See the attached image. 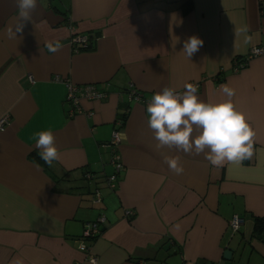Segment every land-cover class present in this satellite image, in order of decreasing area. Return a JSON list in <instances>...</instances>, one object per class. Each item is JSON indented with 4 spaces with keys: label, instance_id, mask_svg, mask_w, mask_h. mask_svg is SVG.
Instances as JSON below:
<instances>
[{
    "label": "crops",
    "instance_id": "0c3cea01",
    "mask_svg": "<svg viewBox=\"0 0 264 264\" xmlns=\"http://www.w3.org/2000/svg\"><path fill=\"white\" fill-rule=\"evenodd\" d=\"M17 18L16 0H0V264H264V241L251 234L253 216H264V54L233 67L264 45V0H37L12 39ZM67 19L90 35L89 48L71 47ZM193 35L203 45L188 58ZM56 41L62 47L49 52ZM64 78L105 96L80 97L70 114ZM186 83L210 103L227 99L223 85L234 90L256 133L251 158L217 168L206 152L156 148L147 106L127 91L182 94ZM113 128L122 166L110 188ZM47 130L60 153L51 167L30 155ZM166 156L184 171L172 172ZM99 213L97 234L79 249L83 224ZM233 213L243 217L239 235L228 226Z\"/></svg>",
    "mask_w": 264,
    "mask_h": 264
},
{
    "label": "clouds",
    "instance_id": "9594fccd",
    "mask_svg": "<svg viewBox=\"0 0 264 264\" xmlns=\"http://www.w3.org/2000/svg\"><path fill=\"white\" fill-rule=\"evenodd\" d=\"M18 11L17 22L7 30L9 38H16L25 24L32 20L37 8V0H16ZM203 45L198 36H190L183 44L188 58ZM49 52H57L62 45L59 41L48 42ZM184 92L178 93L174 88L164 87L151 97L147 105L148 126L154 133L156 148H175L184 153H205L214 167H222L227 163L238 164L253 155V140L256 135L245 115L236 110L232 97L235 92L227 84L222 92L227 99L216 103L206 102L198 98V87L193 83L184 85ZM35 144L41 151V159L51 167L60 159L55 145V137L51 130L41 131L34 135ZM207 150V151H206ZM169 169L181 174L184 169L179 157H165ZM15 264H21L19 260Z\"/></svg>",
    "mask_w": 264,
    "mask_h": 264
},
{
    "label": "built area",
    "instance_id": "2783aa9c",
    "mask_svg": "<svg viewBox=\"0 0 264 264\" xmlns=\"http://www.w3.org/2000/svg\"><path fill=\"white\" fill-rule=\"evenodd\" d=\"M66 25L69 31V37L68 42L71 45V47L74 50H78L80 48L86 47L90 43V38L87 33H82L79 31H76L75 27L73 26L72 22L70 20H66ZM258 54H264V45H253L249 48L246 56L239 61L234 60L233 61V67L234 69L243 67L247 60ZM58 75H54V79H58ZM61 78V77H60ZM65 84V99L71 104V110L69 111L70 114L74 112H78L81 110L79 106V98L85 97L88 99H95V98H101L105 96V91L102 89L97 88V86L94 83H72L69 81V79L64 78L62 79ZM178 93L179 91L176 90ZM127 95L129 98H132L136 101H140L145 106L148 105V103L151 100V97L145 98L141 95L139 91H137L134 88H129L127 91ZM7 120V117L3 115L0 117V129H2L3 123H5ZM120 139V130L119 128H113L111 131L110 139L107 142V145L111 148V158L110 163L112 165L111 172L105 175V182L108 187L114 188L117 181V174L118 171L121 168V162L119 160V155L115 150V144ZM84 175L87 178L91 177V174L88 172H85ZM101 195L99 192V189L97 187L93 188L92 191V201H98L100 199ZM130 211L126 210L125 214H129ZM104 214L99 213L95 219L86 221L83 224V228L81 230V233L79 235V243L78 248L84 251L88 250V245L86 244V239L93 238L97 232H98V223L104 220ZM243 223V217L237 213H233L229 220H228V226L231 231L238 230L239 226ZM87 258L91 262H95V255L90 253L88 251Z\"/></svg>",
    "mask_w": 264,
    "mask_h": 264
},
{
    "label": "trees",
    "instance_id": "16d2710c",
    "mask_svg": "<svg viewBox=\"0 0 264 264\" xmlns=\"http://www.w3.org/2000/svg\"><path fill=\"white\" fill-rule=\"evenodd\" d=\"M90 38V36H89ZM89 43L86 47L84 48H89L91 45ZM31 158L34 159L35 161L41 163L42 165L46 166V163L41 159L39 152L37 151H32L30 153ZM85 173V172H84ZM251 234L255 235L259 239L264 241V216H259V215H254L253 216V223H252V229H251ZM211 264H217V263H211Z\"/></svg>",
    "mask_w": 264,
    "mask_h": 264
},
{
    "label": "water",
    "instance_id": "95a60500",
    "mask_svg": "<svg viewBox=\"0 0 264 264\" xmlns=\"http://www.w3.org/2000/svg\"><path fill=\"white\" fill-rule=\"evenodd\" d=\"M230 255H231V248L229 246H226L222 251V257L223 259H229Z\"/></svg>",
    "mask_w": 264,
    "mask_h": 264
},
{
    "label": "rangeland",
    "instance_id": "374dc122",
    "mask_svg": "<svg viewBox=\"0 0 264 264\" xmlns=\"http://www.w3.org/2000/svg\"><path fill=\"white\" fill-rule=\"evenodd\" d=\"M242 232V231H241ZM235 235H239V232L236 231Z\"/></svg>",
    "mask_w": 264,
    "mask_h": 264
}]
</instances>
